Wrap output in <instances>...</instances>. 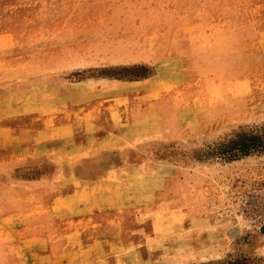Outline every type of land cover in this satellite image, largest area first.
Wrapping results in <instances>:
<instances>
[{"label": "rangeland", "instance_id": "374dc122", "mask_svg": "<svg viewBox=\"0 0 264 264\" xmlns=\"http://www.w3.org/2000/svg\"><path fill=\"white\" fill-rule=\"evenodd\" d=\"M0 264H264V0H0Z\"/></svg>", "mask_w": 264, "mask_h": 264}]
</instances>
